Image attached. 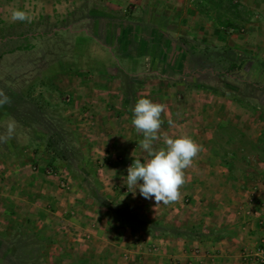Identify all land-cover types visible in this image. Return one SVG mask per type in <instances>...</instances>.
<instances>
[{"label": "crops", "instance_id": "obj_1", "mask_svg": "<svg viewBox=\"0 0 264 264\" xmlns=\"http://www.w3.org/2000/svg\"><path fill=\"white\" fill-rule=\"evenodd\" d=\"M113 1L119 6L107 3L103 6L104 8L99 5L96 9L100 7L101 10H99L103 13L124 12L127 14L128 4L134 5L135 11L133 14L128 13L130 16L124 15L123 17L122 15L115 19L107 16L108 19L125 22L123 26L118 24L123 30L121 32L123 35L120 39H116L113 46H110L111 43H106L104 47H100L99 42V48L93 46L85 57L86 60L93 62V65L82 71L71 69V71L67 70L68 72L65 71L58 75L59 78L62 77V80L58 79L62 84L67 83L63 86V91H67L75 101H82L79 105L89 109L85 110L87 114L83 112L81 114L86 115H82L85 117L84 122L92 125L91 130H88L94 148L91 155L104 162V169L98 174L102 195L106 196L108 200L129 201L154 219L164 218L166 221L167 219L173 221L178 218L176 214L181 213L180 215L187 216L186 223H189L192 221L190 215L195 216L194 211H196L197 215L200 214L205 218V222L201 221L200 224L217 229L229 227L236 230L237 235L216 241L199 242L182 239L153 240L141 233L134 234L99 214L94 198L90 196L85 187L75 184L68 192L62 191L58 189V184L55 181L53 183L47 179L42 168L39 174L33 169L29 171L30 162L22 163L13 169L12 179L15 180L12 184L13 191L12 193L10 191L7 198L3 199L0 204V209L4 211V221L16 219V216L19 215L17 218L22 219L23 217L25 223L29 221V225L35 224L34 228L31 227V230L26 231L25 236L34 238V241L38 239L41 242L47 237L51 238V240L47 239L52 244L44 264H247L242 258L243 251H253L259 238L264 237V226L256 224L254 219L245 222L246 219L242 217L243 208L253 205L250 193H256L257 189L255 185L243 184L244 182L238 180V183L231 188L235 189L236 186L242 184L244 193L241 195L239 190L238 193H235L236 190H234L232 196L229 194V197L224 198L227 189L222 186L221 180L215 181V183L211 181V173L214 171V167L211 166L214 148L209 147L210 144L208 145L207 140L210 136L204 129L200 135L187 134L196 143L202 142L203 145L199 144L202 146V150L193 160L192 166L184 171L185 173L194 172L202 166L203 173H207V175L204 176V181L198 180L200 183L202 182L200 185L195 182V179L189 181L185 179L186 182L182 187L191 186V189L194 190L185 193L188 198L183 204H179L177 201L168 205L162 203L156 205L154 198L144 199L138 188L133 195L124 183L127 176L126 169L133 163V158L140 159L141 162L148 159L139 145L140 133L136 131L130 120L131 110L139 98H148L165 106V111L161 114L163 124L158 133L162 140L164 136L176 138L185 135L182 134L185 131L179 135H173L174 132L171 128L177 127L181 130L180 126L188 123V119H185L182 114L184 111L181 110L188 105L185 93L190 92L187 91L188 84L186 85L184 82L192 79L195 76L194 72L199 71L196 75L203 73L200 72L202 63L196 66L191 64H195L197 61L202 62L199 60L200 58L204 61L203 58L207 50L204 52H200V50L204 46L209 48L205 43L207 33H210L209 30L212 29V33H217L215 19L211 15H207L208 11L205 8L201 10L198 7H193L194 4L201 5L203 0H197L198 3L195 0H186L188 3L183 8L179 1L175 0L167 2L166 0ZM237 1L246 5L238 10L241 13H247L244 18L246 22L236 25L237 30L241 29L242 31L245 27L253 25V21L258 16L257 12H260V8L258 9L260 1ZM186 6L187 8H185ZM42 7L48 11L46 5H42ZM231 18L236 19L235 13L231 12ZM104 19H106L104 23L109 24L107 18ZM97 23L94 20L93 28L97 27ZM81 24L82 22L79 23V26ZM148 27L156 29L150 32L153 38L158 36V32L161 33L162 36L160 35L157 44L153 43L152 38H149L147 42L143 39V28ZM121 30L118 29L119 32ZM227 39L225 35L218 36L219 42L213 48H229L231 45ZM142 46L144 47L143 51L145 50L143 53ZM153 46L158 52L159 56L157 57L154 56L155 53L153 54ZM146 48L149 49V56L146 55ZM188 48L191 51H188ZM231 49L243 53L239 48ZM117 50L119 51L118 55L115 54ZM252 51V53L247 52L248 55L255 56L259 51L264 52V49L261 47L256 49L257 53L254 49ZM78 52L75 55L80 56ZM97 52H102L103 61L108 60V54L114 57L116 55L119 58L118 61L123 63L121 65L130 70L125 71L123 75L128 79L132 78L133 83H138V81L141 83L139 80L141 76L145 77L147 81L136 88L119 86L113 68L102 66L103 68L97 70L91 67L96 66V62L100 60L97 59L99 58L96 56ZM75 58L72 59L73 62ZM261 58L264 60V56ZM155 59L160 64L165 63L164 70L167 67L169 75H165L164 70L159 74L156 70L149 69V65L156 62ZM145 64L149 65L145 67ZM154 66L155 64L152 68ZM171 78H173V83L170 82ZM193 96H198V99H195V104L203 101L207 105L209 104L210 108H214L212 105L216 100H222L221 103L224 102V104L228 103L223 101L224 98L220 99L219 94L214 97L213 94L205 90L194 92ZM208 106L206 108H209ZM169 120L173 121L171 126L168 123ZM222 124L220 123V125ZM164 129L167 131L166 135H163ZM205 129L211 130L210 128ZM261 134L264 132H260L256 137V143L261 141L259 138ZM32 153L35 154V152ZM35 157L39 158V166L44 167L42 164L45 163L46 158L40 147ZM115 158H121L123 161L119 163ZM30 161L37 162L35 159ZM260 166L264 167V163ZM220 169L223 172L226 170L223 166ZM234 182L236 181H233L232 184ZM197 186H200L199 191L195 190ZM245 188L253 189V192L249 193ZM2 189L3 187L0 186V197L3 195ZM262 195L264 192L260 194L261 197ZM248 197L249 199H247ZM256 203L258 204V202ZM262 203H264V199H262ZM262 203L260 206L264 208ZM22 212H25V215H22ZM262 218H264V211H262ZM213 220L215 224L211 223ZM38 224L40 225L37 227ZM83 236L85 244L80 242ZM110 248H114L113 251Z\"/></svg>", "mask_w": 264, "mask_h": 264}, {"label": "rangeland", "instance_id": "obj_2", "mask_svg": "<svg viewBox=\"0 0 264 264\" xmlns=\"http://www.w3.org/2000/svg\"><path fill=\"white\" fill-rule=\"evenodd\" d=\"M44 1L0 0V93L3 94L0 96V99L7 97L10 101L0 105V186L3 187V195L0 197V204L3 199L7 198L6 196L10 194V191L11 193L13 191L12 184L15 181L12 179L14 176L13 169L26 162L31 163L28 166V169H30L29 171L33 169L39 174L42 168L47 179L53 183L55 181L58 184V189L62 191L68 192L72 186H75V184L78 185L77 181L74 179L77 174L75 160H70L66 164L64 162H58L57 164L49 166V156L45 155V163L42 164L44 167L39 166V158L35 157V155H37L39 147L44 152L47 134L45 130H42L37 124L31 125V127H25L20 119L24 114L33 112L41 103H49L50 106L58 108V111H60L63 116L72 121V128L78 133V142L83 145L87 143L89 146L90 160L96 168L97 173L100 174L104 169V162L91 155L92 149L94 148L92 145L93 143L90 141L88 130H91L92 125L85 123V117H83L87 114L85 110L89 109L79 105L82 101H75L74 97H70L67 91H63V86L67 83L62 84L61 81H59L62 80V77L59 78L58 75L65 71H71V69H79V71H82L84 68L93 65V62L85 59L86 54L92 47L95 46L99 48L98 42L101 45L100 47H104L106 43H111L110 46H113L112 44L116 43V39H120L121 35H123V33H121L123 32L121 26H123L125 22L119 21L118 19V21L108 19V17L110 16L109 18L115 19L122 15L123 17L124 15L130 16L128 13L133 14L135 11L133 9L134 5L128 4L126 11L128 13L124 14V12L103 13L100 11V7L96 9L99 5L103 7L107 5V3L108 5L115 4L119 6L117 5L118 3L113 0ZM167 1L168 0H166V2ZM175 1H179L182 8L188 3L186 0ZM235 1L238 2L237 0H234V2ZM259 1L260 4L258 9L260 8V12H257L258 16L253 21L251 27H245L242 31L241 29L237 31H223V34L218 32L212 33L213 30H209L210 33H207L208 36L206 35L207 37L205 38V43L209 48L204 46L200 50V52L207 50L203 58L204 61L200 58L199 60L202 62L197 61L195 64H191L196 66L202 63L200 72L203 73L196 75L199 71L194 72L195 76L184 82L186 85L188 84L187 89L188 86L189 89L187 91L190 92L185 93L188 105L181 110L184 111L182 114H184L185 119H188V123L184 126H180L182 127L181 130L177 127L171 129L174 132L173 135H179L181 132L185 131L182 134L186 136H188V133L200 135L201 131L204 129L210 136L207 140L208 145L210 144L209 147L214 148L211 160V166L212 168L214 167V171L211 173V181L215 183V181L219 182V180H221L222 186L227 189V192L224 193V198L229 197V194L232 196L234 190H236L235 193L239 190L241 195L244 193L241 187L243 186L242 184L236 186L235 189L231 188V186H235L236 183H238V180L244 182L243 184L249 183L255 185L257 189L256 193H250V191L253 192V189L250 190L245 188V190L251 194L253 206L262 208L260 204L262 203V199H264V195L261 197L260 194L264 192V171H262L264 167L260 165L264 163V148H262L259 143H256L255 140L260 132H264V75H262L264 73L259 72V69L251 62H247L244 65V69L241 71H230L229 64L223 63L219 58L218 48H213L216 47L215 45L219 42L217 37L225 35V37L228 38L227 41H229L231 45L229 48H239L243 51L242 54L247 55V52L252 53L253 49L256 51V49L258 50L260 47L264 49V0H257V2ZM238 4L240 7H246V5H242L240 2H238ZM42 5H46L48 11H46L45 7H42ZM194 5L193 7H198L197 4ZM185 8H187V6ZM204 8L209 11L208 7ZM204 8H202V10ZM13 9H20L28 13L31 22H13L10 18L11 10ZM244 12L246 13V11ZM214 16L215 13L212 12V17ZM246 16L247 13H241V17L245 18ZM105 17L109 24L104 23V21H106V19H104ZM94 20L98 23L96 25L97 27L94 26L93 28ZM81 22L82 24L79 26ZM118 24L121 26H118ZM118 29L121 31L119 32ZM153 30L156 29L149 27L143 28V39L147 42L149 38H152L153 43L157 44L161 33L157 31L158 36H154L153 38L150 35V32ZM196 36L198 37V34H196ZM143 49L144 47L142 46V53L145 52ZM152 49L153 54L155 53L154 56H159L154 46ZM77 51H79L78 53H80V56L75 55ZM188 51L191 50L188 48ZM146 52V55L149 56V49L146 48ZM118 53L119 51L117 50L115 54L118 55ZM101 55L102 52H97L96 56L99 57L97 59L100 60L96 62V66L91 67L97 70L103 68L102 66H110L113 68L119 86L136 88L144 81H147L145 77L141 76L139 77L141 83H139V81L138 83H133L131 81L132 78L128 79L123 75L125 71L130 70L127 69L126 66L121 65L123 63L118 61L119 58H117L116 55L114 57L108 54L107 61H103V56ZM257 55L262 57L264 56V52L259 51ZM74 57L76 58L73 62L72 59ZM155 61L154 68H152L154 64H148L149 69H154L160 74L162 70H164L165 63L162 62L160 64L156 59ZM148 65L145 64V67ZM121 67H124V69H121ZM166 68L167 67H165L163 73L169 75V70H166ZM171 75L172 74H170V76ZM89 81L86 82L89 83ZM170 82L173 83V78H171ZM195 84L203 86L200 90H205L213 94L214 97H216V94H219L218 97H220V99L224 98L223 101L228 103L224 104V102L221 103L222 100H216V103L213 102L212 105L214 108H210L208 106L209 104L207 105V103L203 101H201V103L199 101L198 104H195V99H198V96L192 97V94L199 91L193 88ZM227 96H233L234 101L231 102ZM238 102H243V104L255 108V111L241 107ZM207 106L209 108H206ZM223 107L224 110H222ZM72 110H74V113H72ZM82 112L85 114H81ZM36 120H38L37 116ZM220 123L223 124L220 125ZM9 124L14 125L11 134L8 132ZM205 128H210L211 130H206ZM221 128L223 130H219ZM164 131L163 135H166L167 131L165 129ZM238 134L244 135V139L241 140L240 138L241 141L237 139L231 144L226 143L227 138L236 137ZM259 138L260 140L264 139V134H261ZM66 140L67 141L60 143L59 148L67 152L81 148L79 143L76 144L71 140ZM199 144L203 145L202 142ZM161 146H163L162 139L155 142V147L159 148ZM222 148H225L227 152H232L234 150L238 151L233 169L242 172H233L237 178L234 184H232V173H230L228 169L224 172L220 169L222 166L217 153ZM32 152H35V154ZM31 159H35L37 162L32 163L34 161H30ZM115 160L119 163L123 161V159L120 161L118 158H115ZM219 165L220 167L217 168ZM74 170L75 173H73ZM205 175H207V173H203L201 166L199 170L186 172L185 179L188 181L190 179H195V182L200 185L202 182L200 183L198 180L202 179L204 181ZM61 182L65 184V188L60 187ZM199 189L200 186H197L195 190L199 191ZM190 190L194 189H191V186L181 188V198L178 201L179 204H183V202L187 200L188 197L185 193L190 192ZM247 199H249V197ZM256 202H258V204ZM249 209L250 207L243 208L242 210V217L246 219L245 222L251 220L244 214L245 211ZM3 212L4 211L0 209V264H44L48 252L50 251L49 247H51L50 245L52 244V242H50L51 238H45V240L42 241L43 243L38 239L34 241V238H28L24 234L27 230H31V227L34 228L35 224L29 225V221L25 223L23 217L22 219L17 218L19 215L16 216V219L11 218L12 220L6 222L4 221ZM22 213V215H25V212ZM196 213L197 212L194 211L195 216L190 215L192 217V221L190 222L196 224H199L201 221L205 222V218ZM180 214H176L178 218L173 221L167 219V222H176L174 223L175 225L183 226L188 224L186 223L187 216ZM19 219H21V221H18ZM214 220L217 221L216 219ZM214 220L211 221L212 224H215L213 223ZM207 221L209 222L208 219ZM39 225L40 224H38L37 227ZM85 240L88 241V239ZM80 242L85 244L84 236L80 239ZM110 249L113 251L114 248ZM111 251H109V254H111ZM52 254H54V251H52Z\"/></svg>", "mask_w": 264, "mask_h": 264}, {"label": "trees", "instance_id": "obj_3", "mask_svg": "<svg viewBox=\"0 0 264 264\" xmlns=\"http://www.w3.org/2000/svg\"><path fill=\"white\" fill-rule=\"evenodd\" d=\"M196 3H198V1ZM197 6L201 10L204 7H208L209 11L206 12L207 15L212 16V12L215 13L213 18H215L217 26L216 31L218 33L223 34V31L227 32L229 30H237V24L246 22V19L244 20V18L241 17V12L238 11L240 5L238 2H234V0H203V3L201 5L197 4ZM231 12L232 14L235 13V20L231 18ZM218 52L219 58L222 62L229 64L230 71H241L244 69V65L247 62H251L259 69V72L264 73V60H262L260 55L250 56L248 54L246 55L236 52L227 47L219 48ZM193 88L200 90L203 86L195 84L193 85ZM227 98L231 102L234 101L233 96H227ZM238 104L247 110L250 109L251 111H255V108L249 107L246 104H243V102H238ZM51 107L52 106H50L49 103H41V105H39L33 112L24 114L20 120L23 122L25 127H31V125L37 124V126H39L42 130H45L47 138L44 152L45 155L49 156V166L57 164L58 162H64L66 164L70 160H75L77 174L74 179L77 181L79 186H83L89 191L90 196L94 198V203L99 214L108 218L120 228L128 229L134 234L142 233L153 240L182 239L186 241L206 242L216 241L222 238H231L237 235V231L229 227L217 229L193 222H189L184 226L175 225L174 223L167 222L164 218H151L148 214L132 205L129 201L108 200L106 196L101 193L98 173L90 160L91 158L88 144L86 143L83 145L78 142V133L73 130L72 121L63 116V114L58 111V108L52 107L51 109ZM36 116L38 117V120H36ZM130 117L132 122V110ZM219 130L223 129L221 128ZM142 138L143 136L140 134L139 141ZM240 138L241 140L244 139V135L238 134L236 137L227 138L226 143H234L237 139L241 141ZM66 139L71 140L76 144L79 143L81 148L71 152H67L64 149L59 148L60 143L67 141ZM259 145L264 148V139H261ZM237 152L238 151L236 150L227 152L225 148H222L217 153L221 161V166L228 169L229 172L232 173V181H236L237 179L233 172H242L240 170L233 169ZM73 173H75V170Z\"/></svg>", "mask_w": 264, "mask_h": 264}, {"label": "clouds", "instance_id": "obj_4", "mask_svg": "<svg viewBox=\"0 0 264 264\" xmlns=\"http://www.w3.org/2000/svg\"><path fill=\"white\" fill-rule=\"evenodd\" d=\"M10 18L13 22H31L28 13L20 9L11 10ZM2 95L0 93V96ZM8 102L10 101L7 97L0 99V105ZM164 111L163 104L148 98L137 100L132 109V124L143 136L139 145L148 159L141 162L140 159L133 158V163L126 169L127 176L124 182L133 195L138 188L144 199L154 198L156 205L161 203L168 205L180 200V190L185 184L184 170L192 166L193 160L202 150V146L186 135L176 138L164 136L163 146L155 147V142L161 139L158 133L163 124L161 114ZM168 123L171 126L173 121L169 120ZM13 129L14 125L9 124V134Z\"/></svg>", "mask_w": 264, "mask_h": 264}, {"label": "built area", "instance_id": "obj_5", "mask_svg": "<svg viewBox=\"0 0 264 264\" xmlns=\"http://www.w3.org/2000/svg\"><path fill=\"white\" fill-rule=\"evenodd\" d=\"M121 161V158H118ZM100 164V163H99ZM100 169V168H99ZM61 188H65L63 182L60 183ZM261 207H254L253 205L249 210L245 211V214L251 219L255 220L259 226H264V218H262ZM242 258L247 264H264V237L259 238L258 244L253 251H243Z\"/></svg>", "mask_w": 264, "mask_h": 264}]
</instances>
